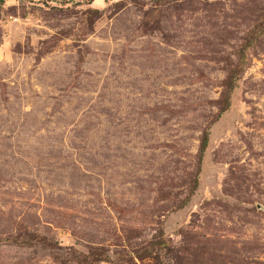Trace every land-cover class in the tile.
I'll return each instance as SVG.
<instances>
[{
	"label": "rangeland",
	"instance_id": "obj_1",
	"mask_svg": "<svg viewBox=\"0 0 264 264\" xmlns=\"http://www.w3.org/2000/svg\"><path fill=\"white\" fill-rule=\"evenodd\" d=\"M0 264H264V0H3Z\"/></svg>",
	"mask_w": 264,
	"mask_h": 264
},
{
	"label": "trees",
	"instance_id": "obj_2",
	"mask_svg": "<svg viewBox=\"0 0 264 264\" xmlns=\"http://www.w3.org/2000/svg\"><path fill=\"white\" fill-rule=\"evenodd\" d=\"M85 2L91 3L92 0H85ZM1 3H2V0H0V4ZM251 38L253 39V37H251ZM244 58L245 57H244L243 53H241V55H239V61H238L239 66H242L244 64V62H245ZM227 77L229 78V85H228V89H227L229 91V90H231L232 83L234 82V80L236 78V73L233 72L232 74H227ZM227 92H223V94H221L222 100L220 102H221L222 110H225L228 106V93ZM206 144H207V134L203 133L201 140H200L199 148H198L199 155H202V153L206 147ZM157 243H161V245L163 244V242L161 240H159L158 242H155V244H157Z\"/></svg>",
	"mask_w": 264,
	"mask_h": 264
},
{
	"label": "crops",
	"instance_id": "obj_3",
	"mask_svg": "<svg viewBox=\"0 0 264 264\" xmlns=\"http://www.w3.org/2000/svg\"><path fill=\"white\" fill-rule=\"evenodd\" d=\"M2 3H3V0H2ZM2 3H1V4H2Z\"/></svg>",
	"mask_w": 264,
	"mask_h": 264
}]
</instances>
